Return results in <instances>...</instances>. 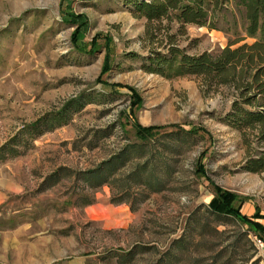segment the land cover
Segmentation results:
<instances>
[{"label":"rangeland","instance_id":"1","mask_svg":"<svg viewBox=\"0 0 264 264\" xmlns=\"http://www.w3.org/2000/svg\"><path fill=\"white\" fill-rule=\"evenodd\" d=\"M138 1L0 0V264H264V232L210 207L219 188L264 216L247 170L264 147L225 123L235 90L145 68L232 32L148 22Z\"/></svg>","mask_w":264,"mask_h":264},{"label":"trees","instance_id":"2","mask_svg":"<svg viewBox=\"0 0 264 264\" xmlns=\"http://www.w3.org/2000/svg\"><path fill=\"white\" fill-rule=\"evenodd\" d=\"M235 11L239 18L234 15L233 20L227 19L228 14ZM133 12L148 22L168 20L176 21L183 28L195 24L232 32L227 46L217 52L191 55L173 46L167 54L157 53L150 57V64L145 68L167 78L195 76L214 89L232 87L236 98L225 123L241 132L242 142L248 148L253 144L264 147V0H144L135 3ZM248 38L254 41L245 42ZM138 128L149 134L157 127ZM247 170L264 171V149L250 158ZM100 179L103 180V176L98 174L85 178L86 181L101 182ZM217 190L219 195L211 202V210L241 218L264 232V224L257 220L264 218L263 215L242 214L231 205L232 194Z\"/></svg>","mask_w":264,"mask_h":264},{"label":"bare ground","instance_id":"3","mask_svg":"<svg viewBox=\"0 0 264 264\" xmlns=\"http://www.w3.org/2000/svg\"><path fill=\"white\" fill-rule=\"evenodd\" d=\"M111 211H112L111 209L104 210L101 207H96V208L92 209L91 216L95 217V218H102V217L107 216L109 214V212H111Z\"/></svg>","mask_w":264,"mask_h":264},{"label":"built area","instance_id":"4","mask_svg":"<svg viewBox=\"0 0 264 264\" xmlns=\"http://www.w3.org/2000/svg\"><path fill=\"white\" fill-rule=\"evenodd\" d=\"M257 246L259 248H264V242L262 240H260V239H257Z\"/></svg>","mask_w":264,"mask_h":264}]
</instances>
